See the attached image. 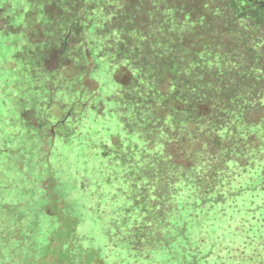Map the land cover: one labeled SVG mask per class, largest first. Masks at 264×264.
Returning a JSON list of instances; mask_svg holds the SVG:
<instances>
[{"label": "trees", "instance_id": "16d2710c", "mask_svg": "<svg viewBox=\"0 0 264 264\" xmlns=\"http://www.w3.org/2000/svg\"><path fill=\"white\" fill-rule=\"evenodd\" d=\"M52 2L65 11L64 18L44 12L49 24L43 32L54 37L59 32L50 53L69 58L66 75L90 68L93 76L86 78L94 82L101 66L119 84V109L128 123L122 122L125 165L131 169L124 176L125 194L133 195L123 212L146 224L128 234L137 237L129 243L135 257L180 240L181 253L197 258L187 264H262L251 256L255 251L241 230L223 236L236 251L222 257L214 245L210 251L196 245L195 237L212 231L221 240V230L210 228L214 222H198L205 216L218 220L211 210L225 194L251 189L264 194V0ZM63 22L69 24L67 34L61 32ZM5 23L0 19V29ZM96 41L103 50L91 47ZM27 71L33 82L44 75L35 63ZM97 91L98 81L92 92ZM202 128L211 137L200 144ZM256 228L264 246V226L246 231L257 234ZM239 250L246 253L237 256Z\"/></svg>", "mask_w": 264, "mask_h": 264}, {"label": "rangeland", "instance_id": "374dc122", "mask_svg": "<svg viewBox=\"0 0 264 264\" xmlns=\"http://www.w3.org/2000/svg\"><path fill=\"white\" fill-rule=\"evenodd\" d=\"M55 5L52 0H0V19L6 22L0 29V264L194 262L193 255L181 253L180 240L135 257L129 243L137 242V237L128 234L146 224L123 212L133 195L125 194L124 176L131 169L125 165L129 153L122 122L128 123L119 109V84L101 66L95 70L101 77H94V82L86 78L93 76L90 68L75 77L66 75L69 58L50 53L59 32L57 37L43 32L49 24L44 12L64 18L65 11L60 13ZM61 27L67 34L69 24ZM63 38L61 34L62 43ZM92 46L104 47L97 41ZM32 63L44 72L34 82L27 71ZM116 76L127 80L125 73ZM97 81L98 91L92 92ZM206 128L199 131L200 144L211 137ZM223 199L211 210L217 221L205 216L198 222L204 226L214 222L210 228L221 230V240L209 231L195 237L196 245L202 243L207 251L214 245L222 257L236 251L223 236L241 230L248 249L255 251L251 256L264 264L257 228V234L246 231L251 225L264 226V194L251 189L227 193Z\"/></svg>", "mask_w": 264, "mask_h": 264}]
</instances>
